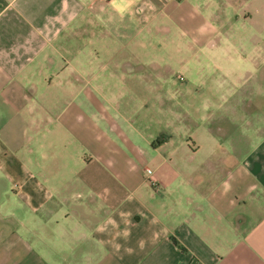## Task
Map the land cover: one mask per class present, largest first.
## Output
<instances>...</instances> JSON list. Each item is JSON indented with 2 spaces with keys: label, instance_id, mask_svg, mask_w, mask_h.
I'll return each instance as SVG.
<instances>
[{
  "label": "crops",
  "instance_id": "obj_1",
  "mask_svg": "<svg viewBox=\"0 0 264 264\" xmlns=\"http://www.w3.org/2000/svg\"><path fill=\"white\" fill-rule=\"evenodd\" d=\"M130 24L131 40L150 24L210 48L238 36L254 68L228 81L239 108L205 129L206 155L198 130L143 138L146 100L119 95L105 120L85 96L111 78L166 87V66L117 46ZM151 159L157 190L134 173ZM0 264H264V0H0Z\"/></svg>",
  "mask_w": 264,
  "mask_h": 264
},
{
  "label": "rangeland",
  "instance_id": "obj_2",
  "mask_svg": "<svg viewBox=\"0 0 264 264\" xmlns=\"http://www.w3.org/2000/svg\"><path fill=\"white\" fill-rule=\"evenodd\" d=\"M155 26L150 24L147 32L133 40L131 35L136 29L135 26L130 24L129 29L118 27L116 41L118 47L126 44V51L132 54L130 57L133 59L140 57L144 61L166 66L164 74L166 76L169 74L166 87L163 86V79L157 77L143 81L134 79L130 83L111 78L108 85L98 88L87 87L84 94L99 102L95 110L99 111L101 118L105 120L114 117L113 109L119 104L117 103L119 95L128 94L139 97L141 101L146 100L147 107L134 116L136 122L134 127L140 130L143 138L157 140L158 134H162L170 145L176 146L180 144L183 135L198 130L194 137L202 144L201 154L206 155L205 144L209 142L201 140L207 138L205 129L213 122L216 129H221L222 118L228 116L226 115L228 106L234 105L239 108L237 101L225 100L234 88L233 84L228 88V81L237 80L240 74L252 72L254 67L242 61V56L236 52L240 45L237 35L228 39L219 33L220 37L213 40L214 45L211 46L213 48H210L205 43L192 45L195 38L191 37L190 33L186 35L178 31L172 24H165L170 30L169 33L157 32ZM150 31L149 39H144ZM247 56L250 57L248 54ZM150 74L157 75L161 72L150 71ZM234 95L237 100L240 92L236 90ZM47 106L49 107V103ZM184 115L194 120L196 125L184 120ZM214 136V143L221 145L226 143L224 135L216 132ZM112 137L115 135L112 134ZM129 138L132 144L140 141L135 134L133 137L129 134ZM116 141L121 142L122 138ZM197 159L200 161L203 158ZM148 162L134 168V173L138 177L146 175L152 177L151 170L156 168L158 162L155 159Z\"/></svg>",
  "mask_w": 264,
  "mask_h": 264
},
{
  "label": "built area",
  "instance_id": "obj_3",
  "mask_svg": "<svg viewBox=\"0 0 264 264\" xmlns=\"http://www.w3.org/2000/svg\"><path fill=\"white\" fill-rule=\"evenodd\" d=\"M149 184L155 190H157L159 188L158 182L154 178H152V177L149 178Z\"/></svg>",
  "mask_w": 264,
  "mask_h": 264
}]
</instances>
